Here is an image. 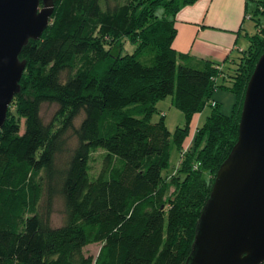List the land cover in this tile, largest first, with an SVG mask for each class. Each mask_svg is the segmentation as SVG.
Listing matches in <instances>:
<instances>
[{
    "label": "trees",
    "instance_id": "obj_1",
    "mask_svg": "<svg viewBox=\"0 0 264 264\" xmlns=\"http://www.w3.org/2000/svg\"><path fill=\"white\" fill-rule=\"evenodd\" d=\"M197 1L55 0L48 28L21 54V91L0 129V264H187L264 53V0L247 14L256 27L248 46L228 65L178 52L176 15ZM220 89L236 95L230 114L214 96ZM168 96L187 120L174 133L164 114L152 119ZM45 103L58 105L50 121ZM207 107L186 141L189 121ZM173 145L179 168L164 176ZM96 243L98 254H85Z\"/></svg>",
    "mask_w": 264,
    "mask_h": 264
},
{
    "label": "water",
    "instance_id": "obj_2",
    "mask_svg": "<svg viewBox=\"0 0 264 264\" xmlns=\"http://www.w3.org/2000/svg\"><path fill=\"white\" fill-rule=\"evenodd\" d=\"M55 0H0V129L21 91L31 40L48 28ZM187 264H264V53L250 77L239 135L221 164Z\"/></svg>",
    "mask_w": 264,
    "mask_h": 264
},
{
    "label": "crops",
    "instance_id": "obj_3",
    "mask_svg": "<svg viewBox=\"0 0 264 264\" xmlns=\"http://www.w3.org/2000/svg\"><path fill=\"white\" fill-rule=\"evenodd\" d=\"M256 1L198 0L183 7L176 15L174 48L191 55L194 64L211 60L228 65L248 46V36L256 30L255 22L247 15Z\"/></svg>",
    "mask_w": 264,
    "mask_h": 264
},
{
    "label": "rangeland",
    "instance_id": "obj_4",
    "mask_svg": "<svg viewBox=\"0 0 264 264\" xmlns=\"http://www.w3.org/2000/svg\"><path fill=\"white\" fill-rule=\"evenodd\" d=\"M256 8V6H255ZM254 8V10H255ZM252 11V10H251ZM255 25V23H253ZM108 47V46H107ZM134 45L132 43L125 42V51L132 52L134 50ZM150 63V62H147ZM104 67L99 69L102 71ZM215 98L221 102V105L224 106V109L222 111H225L226 113L230 114L233 111V107L236 100V95L234 93H231L227 90L220 89L219 91L214 94ZM220 97L218 99L217 97ZM158 110L154 112L153 114V121H160L162 119V115L164 114V121L169 128V130L174 133L175 130L178 128V126H182L186 124V115L178 109L176 106H174L172 101V96H168L165 99H162L157 104ZM58 110V105L55 103H45L42 107V114L46 121H50L53 117L56 111ZM212 108L207 107L202 113L195 114L193 118L189 121V136L187 137L186 141L192 140V136L196 131V128L203 124L206 121L207 116L211 112ZM22 122V132L25 130V120L21 119ZM105 155V151L98 150L92 155L91 159V173L93 175H97L99 173L102 163H103V157ZM180 152L178 150L177 145H173L172 151H171V158H170V165L167 169L163 171V175H170L173 174L179 167V158ZM174 188L172 189V191ZM64 207L63 202L59 199L56 200V203L54 205V212L52 215V223L53 225L59 226L64 223ZM101 247L100 243L91 244L85 248V254L87 255H94L96 256L99 252V249Z\"/></svg>",
    "mask_w": 264,
    "mask_h": 264
},
{
    "label": "built area",
    "instance_id": "obj_5",
    "mask_svg": "<svg viewBox=\"0 0 264 264\" xmlns=\"http://www.w3.org/2000/svg\"><path fill=\"white\" fill-rule=\"evenodd\" d=\"M212 105L215 106V105H216V101H213V102H212ZM189 147H190V144H188L187 148H189ZM198 165H199V164L195 165V168H197Z\"/></svg>",
    "mask_w": 264,
    "mask_h": 264
}]
</instances>
